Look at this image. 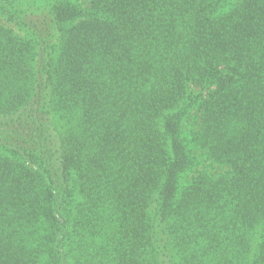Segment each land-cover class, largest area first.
<instances>
[{"label": "trees", "instance_id": "trees-1", "mask_svg": "<svg viewBox=\"0 0 264 264\" xmlns=\"http://www.w3.org/2000/svg\"><path fill=\"white\" fill-rule=\"evenodd\" d=\"M0 264H264V0H0Z\"/></svg>", "mask_w": 264, "mask_h": 264}, {"label": "rangeland", "instance_id": "rangeland-1", "mask_svg": "<svg viewBox=\"0 0 264 264\" xmlns=\"http://www.w3.org/2000/svg\"><path fill=\"white\" fill-rule=\"evenodd\" d=\"M19 1H24L26 2L27 0H19ZM186 129V128H185ZM188 130V129H186ZM200 155H199V164H198V167L194 168V170L190 173H188L184 179V181L186 182H189L193 177H195L196 175H198L200 172H206V173H212V174H220V173H223L224 171H226V168L225 167H218V166H213L211 167L209 165V162L206 161V158L204 155H202L200 153V151L198 152ZM204 160L206 162H204Z\"/></svg>", "mask_w": 264, "mask_h": 264}]
</instances>
